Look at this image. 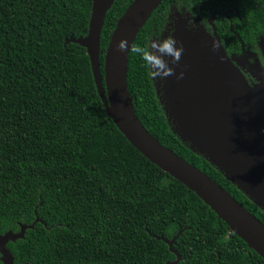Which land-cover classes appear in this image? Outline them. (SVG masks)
<instances>
[{
	"label": "trees",
	"instance_id": "obj_1",
	"mask_svg": "<svg viewBox=\"0 0 264 264\" xmlns=\"http://www.w3.org/2000/svg\"><path fill=\"white\" fill-rule=\"evenodd\" d=\"M134 1L115 0L106 15L103 77L111 37ZM92 7L93 0H0V235L34 225L7 245L14 264H264L108 116L87 49L66 43L88 35ZM234 8L238 33L264 31L263 0H164L134 43L127 83L147 132L264 225V211L174 133L154 73L134 51L161 41L176 12L210 33L211 14L220 13L214 24L226 52L240 51L227 16ZM175 239L172 251L165 241Z\"/></svg>",
	"mask_w": 264,
	"mask_h": 264
},
{
	"label": "water",
	"instance_id": "obj_2",
	"mask_svg": "<svg viewBox=\"0 0 264 264\" xmlns=\"http://www.w3.org/2000/svg\"><path fill=\"white\" fill-rule=\"evenodd\" d=\"M163 1L135 0L129 7L111 37L105 55L104 77L100 63L101 33L115 0H93L88 35L66 43L87 49L105 110L130 144L152 164L194 192L232 233L264 259L262 222L209 176L162 146L136 116L127 83L129 55L139 33ZM183 16L174 13L168 25L170 29L171 21L181 18L172 26L171 36L175 41L172 47L180 49L178 58L161 47L155 54L160 62L152 71L162 78L156 81L159 100L172 130L182 142L264 211V84L250 86L228 56L211 19L210 26L214 29L213 33H208L198 19L190 26ZM122 39L127 41L124 50L119 48ZM158 42H151L152 52ZM32 228L34 225H22L18 233L10 231L0 235L2 264H14L7 245L24 239L26 231ZM176 239L165 241L172 251Z\"/></svg>",
	"mask_w": 264,
	"mask_h": 264
},
{
	"label": "flooded vegetation",
	"instance_id": "obj_3",
	"mask_svg": "<svg viewBox=\"0 0 264 264\" xmlns=\"http://www.w3.org/2000/svg\"><path fill=\"white\" fill-rule=\"evenodd\" d=\"M237 11L238 8H234L232 10L230 9L227 13V16L229 20L230 32L231 35L233 36L232 40L240 45L239 47L240 51L237 50L234 51L233 48L232 52L227 54L230 57V59L233 61V63L240 69V71L242 72V74L245 76L248 83L250 84V86L252 87L262 86L264 84V31L259 32L257 28L253 29V31H250L248 30L247 27H244L241 33H238L236 28L240 29L239 25L236 23L233 17L231 18L229 16L230 14L234 13V15L241 21L242 19H240ZM218 14L220 13L218 12L212 13L210 18L211 22L213 23V27H215L216 31L217 28L214 24V21ZM183 18L188 19V25L194 26L196 20L195 18H193L190 15H184ZM178 19L181 20V18H174L171 21L172 26H175V21H177ZM198 21H199V25L202 28L206 29V27L200 23L201 22L200 19H198ZM236 24L238 26H236ZM172 26L169 29L168 34L165 38H171L173 34ZM213 27L212 29H214ZM207 32L210 33L208 30ZM164 39L154 44L155 46L153 50L154 54H156V51L159 49V47L163 45Z\"/></svg>",
	"mask_w": 264,
	"mask_h": 264
},
{
	"label": "clouds",
	"instance_id": "obj_4",
	"mask_svg": "<svg viewBox=\"0 0 264 264\" xmlns=\"http://www.w3.org/2000/svg\"><path fill=\"white\" fill-rule=\"evenodd\" d=\"M175 43V41L172 38H165L163 45H161L162 50L171 51L174 56L178 58V54L180 49H175L172 47V45ZM150 44V43H149ZM149 44L145 46H137L134 51L140 56V58L144 61V65L146 68H148L150 71L155 67L157 63L160 62L159 58L155 56V54L150 50ZM127 46L126 40H120L119 42V48L121 50H124ZM154 78V77H153Z\"/></svg>",
	"mask_w": 264,
	"mask_h": 264
},
{
	"label": "rangeland",
	"instance_id": "obj_5",
	"mask_svg": "<svg viewBox=\"0 0 264 264\" xmlns=\"http://www.w3.org/2000/svg\"><path fill=\"white\" fill-rule=\"evenodd\" d=\"M154 47H155V46H153V50H154ZM154 76H155L154 78H155V79H156V81H158V82H159V80H161V79H162V78L159 76V74H158L157 72L155 73V75H154Z\"/></svg>",
	"mask_w": 264,
	"mask_h": 264
},
{
	"label": "bare ground",
	"instance_id": "obj_6",
	"mask_svg": "<svg viewBox=\"0 0 264 264\" xmlns=\"http://www.w3.org/2000/svg\"><path fill=\"white\" fill-rule=\"evenodd\" d=\"M174 25V24H173Z\"/></svg>",
	"mask_w": 264,
	"mask_h": 264
}]
</instances>
